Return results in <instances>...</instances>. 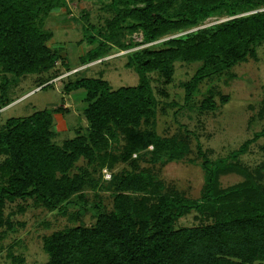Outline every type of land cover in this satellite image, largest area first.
<instances>
[{
    "label": "trees",
    "instance_id": "16d2710c",
    "mask_svg": "<svg viewBox=\"0 0 264 264\" xmlns=\"http://www.w3.org/2000/svg\"><path fill=\"white\" fill-rule=\"evenodd\" d=\"M74 1L0 0V111L14 101L12 87L27 75L37 76L35 83L41 81L37 88L52 87L64 74L58 63L72 70L68 57L61 55L65 49L51 46L54 33L45 23ZM98 1L107 2L111 13L103 26L91 24L86 12L83 24L72 13L66 15L84 31L78 44L85 42L88 49L79 64L101 63L114 52L137 47L124 38L126 33H140L142 42L137 45L143 47L130 52L125 64L138 75V84L113 89L103 75L66 82V94L82 91L86 125L60 144L54 140V127L62 107L11 117L0 125V156L6 163L0 171L8 175L7 183L0 177V206L35 199L63 215L77 208L80 220L93 213L92 227L81 220L52 235L46 264L264 263V166L250 171L239 163L250 145L264 137V128L225 158L210 160L199 150L204 183L197 198L181 192L163 194L165 183L150 171L113 172L108 159L120 135L127 141L118 157L124 162L157 165L187 158V142L161 137L154 125L152 130H139L144 119L155 118L158 105L149 76L159 72L170 80L176 62L200 64L184 85L190 101L204 80L257 59V48L264 42V0ZM214 17L224 20L199 28ZM207 105L213 109L211 97L203 102ZM260 115L264 117V111ZM102 153L105 160L100 161ZM81 161L86 167H77ZM90 167H100V178L93 177ZM232 174L243 180L223 187L221 178ZM88 189L111 192L113 212L107 213L100 202H87L83 195ZM192 213L206 223L178 225ZM11 264L24 260L13 256Z\"/></svg>",
    "mask_w": 264,
    "mask_h": 264
},
{
    "label": "rangeland",
    "instance_id": "374dc122",
    "mask_svg": "<svg viewBox=\"0 0 264 264\" xmlns=\"http://www.w3.org/2000/svg\"><path fill=\"white\" fill-rule=\"evenodd\" d=\"M107 4L98 0L93 2L76 0L69 3L67 10L53 12L47 18L45 28L54 33L50 44L53 48L65 49L61 55L68 57L72 70H65L58 63V68H61L64 74L61 73L60 77L53 80L55 85L52 87L37 88L41 84V81L35 83L37 76L27 75L21 79L12 87L10 93L14 101L0 111V125H4L11 117H24L39 110L62 107L64 112L56 115L54 127V140L60 144L65 139L74 138L76 130L86 125L81 111L84 104L82 91L66 94L63 90L66 82L84 76L103 75L113 89L138 84V75L127 69L125 64L130 52L143 47L137 45L142 42L140 33L133 35L126 33L124 38L126 44L137 47L114 52L101 63L98 61L82 67L79 64V57L88 49L85 42L78 44L84 37V31L80 23L77 25L66 15L72 13L81 19L83 24L85 22L82 15L86 12L89 14L91 24L103 26L105 20L111 16L106 9ZM223 20L224 18H210L199 28L211 27ZM199 67L200 64L176 62L170 80L159 72L151 74L149 77L158 105L155 118L144 119L139 127L140 131L152 130L154 125L161 137L177 138L187 142L190 145V154L187 158L179 162L157 165L135 159L124 162L118 157L127 146V141L124 135H120L119 143L108 151L113 172L148 170L158 181L165 183L163 194L181 192L190 198H197L204 183L199 150L201 149L203 155L210 160L225 158L238 150L247 140L253 139L254 135L264 128V117L260 115L264 111V42L257 48V59L249 58L245 63L204 80L188 101L184 85L195 75ZM85 68L88 69L84 70ZM78 71L80 72L74 74ZM210 97L213 109L208 105L203 107V102ZM103 160L104 153L100 161ZM239 163L250 171L264 166V137L250 145L248 152L239 158ZM5 167V157L0 156V170ZM77 167H86V162L81 161ZM95 167H90V171L93 177L98 179L101 169L97 167V170L93 171L92 168ZM1 175L0 171L2 183H7V173ZM242 180V176L232 174L223 176L221 184L223 187H229ZM83 196L91 204L100 202L107 213L113 212L111 192H95L88 189ZM76 211L77 208H70L67 214L63 215L59 211L50 210L35 199L5 201L0 206V264H11L13 256L21 257L24 264H46L50 260L47 242L55 232L73 227L81 220L90 227L95 224L96 218L92 212L85 214L80 220L81 216L76 214ZM194 216L193 213L185 216L178 225L194 226L206 223L205 220L198 221ZM75 217L79 220L74 221Z\"/></svg>",
    "mask_w": 264,
    "mask_h": 264
},
{
    "label": "built area",
    "instance_id": "2783aa9c",
    "mask_svg": "<svg viewBox=\"0 0 264 264\" xmlns=\"http://www.w3.org/2000/svg\"><path fill=\"white\" fill-rule=\"evenodd\" d=\"M89 65H90V64H89ZM87 66H88V65H87ZM105 177H106L107 179H109V178H110V175L106 172Z\"/></svg>",
    "mask_w": 264,
    "mask_h": 264
},
{
    "label": "crops",
    "instance_id": "0c3cea01",
    "mask_svg": "<svg viewBox=\"0 0 264 264\" xmlns=\"http://www.w3.org/2000/svg\"><path fill=\"white\" fill-rule=\"evenodd\" d=\"M258 264V263H257ZM262 264H264V263H262Z\"/></svg>",
    "mask_w": 264,
    "mask_h": 264
}]
</instances>
